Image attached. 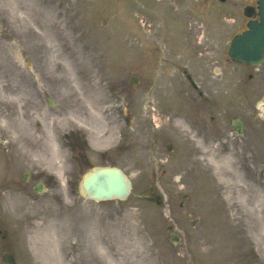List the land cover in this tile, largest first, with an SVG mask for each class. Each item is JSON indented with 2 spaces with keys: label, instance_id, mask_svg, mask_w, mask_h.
Returning <instances> with one entry per match:
<instances>
[{
  "label": "rangeland",
  "instance_id": "rangeland-1",
  "mask_svg": "<svg viewBox=\"0 0 264 264\" xmlns=\"http://www.w3.org/2000/svg\"><path fill=\"white\" fill-rule=\"evenodd\" d=\"M182 2L0 0V264L6 251L18 264H264V69L240 82L222 49L224 79L205 72L226 84L212 92L217 120L192 112L199 53L186 31L172 44L167 29V42L166 24L199 5L214 16ZM212 152L228 156L218 168ZM107 164L133 180L128 199L81 192L87 170Z\"/></svg>",
  "mask_w": 264,
  "mask_h": 264
},
{
  "label": "flooded vegetation",
  "instance_id": "flooded-vegetation-1",
  "mask_svg": "<svg viewBox=\"0 0 264 264\" xmlns=\"http://www.w3.org/2000/svg\"><path fill=\"white\" fill-rule=\"evenodd\" d=\"M184 1V0H181ZM200 1V0H197ZM207 7L206 10L207 12L209 11L210 14L214 17L208 18L205 16L204 13H196V14H186L185 20H188L189 22H196L195 27L193 28L194 31H196V36L197 38V52L199 53V69L203 71V74L200 75V78H203L199 80V84L196 85V88L198 89V96H199V109L203 113H208L212 111L213 113L215 112V108L219 104V100L215 97V95H218L215 93L216 89L210 85V79L205 78V72L206 67H209L212 76H215L217 78H223L224 76V69H220L219 65V54L221 53V50L224 49V52L227 50V47L229 45V39L233 34H235L237 31H241L247 26L245 25V21L248 22L252 18H257L255 17H246L245 19L239 20L238 22V27H236V22L237 19L233 17L230 13L223 14V16H229L233 17V19L229 18H224L223 20L225 22H233V23H224L220 24V14L217 10H215V6L218 5L219 0H203ZM255 3V2H254ZM199 4V3H198ZM215 13L213 14V12ZM205 12V13H207ZM227 26V27H226ZM244 26V27H243ZM230 27V28H228ZM243 27V28H242ZM212 29L215 31L217 34V40L211 39L209 40V36L207 33L212 32ZM222 36V39L220 38ZM229 60V58L227 57ZM230 61V60H229ZM233 63V62H232ZM234 64V63H233ZM248 72L247 73H242L241 78H246V76L249 74L250 77H253L255 75L251 70H257L256 68H253L251 66H247ZM190 78V77H189ZM225 80H228L225 78ZM207 85H210L207 86ZM215 93L214 94H212ZM213 118V116H212Z\"/></svg>",
  "mask_w": 264,
  "mask_h": 264
},
{
  "label": "water",
  "instance_id": "water-1",
  "mask_svg": "<svg viewBox=\"0 0 264 264\" xmlns=\"http://www.w3.org/2000/svg\"><path fill=\"white\" fill-rule=\"evenodd\" d=\"M261 22H252L250 30L233 41L231 54L237 60L259 62L264 58V0H259ZM88 195L97 199L118 196L126 198L130 192L131 181L119 168L104 167L91 172L84 180ZM175 241L178 237H174ZM13 261V257L6 256Z\"/></svg>",
  "mask_w": 264,
  "mask_h": 264
},
{
  "label": "bare ground",
  "instance_id": "bare-ground-1",
  "mask_svg": "<svg viewBox=\"0 0 264 264\" xmlns=\"http://www.w3.org/2000/svg\"><path fill=\"white\" fill-rule=\"evenodd\" d=\"M100 104V101L98 102ZM96 107V106H95ZM98 111H95V114L98 115L97 113ZM95 120H97V118L94 117ZM113 139V133H111L108 137L107 140H105L106 143L111 142V140ZM207 156H209L208 158V163H210L211 165L215 164V167L218 168V165L220 166V160L222 159H227V157H223L220 159V156L214 152H212L211 154H208ZM142 261H144V259H142ZM140 263V262H139Z\"/></svg>",
  "mask_w": 264,
  "mask_h": 264
}]
</instances>
